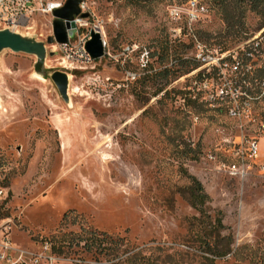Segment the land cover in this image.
<instances>
[{"label":"rangeland","instance_id":"obj_1","mask_svg":"<svg viewBox=\"0 0 264 264\" xmlns=\"http://www.w3.org/2000/svg\"><path fill=\"white\" fill-rule=\"evenodd\" d=\"M82 1L119 62L61 64L55 42L47 43L50 16H37L24 34L46 45L43 75L34 71V56L0 53V160L8 213L17 225L12 241L38 253L44 243L58 245L61 237L90 228L123 239L125 247L113 252L110 246L104 256L80 244L55 255L54 264H119L140 254L156 264H264V187L255 167L241 181L205 158L218 151L229 160L235 138L254 135L255 128L191 103L194 76L181 73L190 65L183 60L192 57L189 33L207 47L232 50L259 34V18L247 13L233 34L210 0L208 17L191 27L169 13L183 0ZM126 44L149 52L146 67L136 54L120 55ZM172 61L165 77L162 70ZM54 71L68 74V103L50 79ZM253 108L264 117V101ZM259 149L262 156V142ZM182 170L210 197L211 224L195 220ZM218 211L225 226L220 235L230 234L233 243L228 255L212 258L201 240L216 237Z\"/></svg>","mask_w":264,"mask_h":264},{"label":"built area","instance_id":"obj_2","mask_svg":"<svg viewBox=\"0 0 264 264\" xmlns=\"http://www.w3.org/2000/svg\"><path fill=\"white\" fill-rule=\"evenodd\" d=\"M66 0H0V30L8 29L15 33L26 34L31 31L37 16H50L63 7ZM80 13L69 21L74 25L72 34L67 35L65 43L57 44L61 64H90L92 60L85 50L92 33L100 36L104 57L115 58L104 36L101 26L92 23L90 12L80 0ZM174 20L184 19L191 27L208 17L206 0H185L169 10ZM87 15L83 17L82 15ZM191 32V30H190ZM192 36L190 57L198 66L192 70V87L188 95L192 100L205 107L220 109L227 117L241 123V127L252 126L254 135H239L233 141L229 160L219 158L209 151L205 158L214 164L217 170L232 178L244 180L249 175V168L255 167L256 176L264 187V117L257 118L254 104L264 101V29L252 39L244 41L232 50L222 51L207 47ZM120 55L129 58L136 54L139 64L146 67L149 52L136 44L121 46ZM65 67V66H63ZM130 75V73H128ZM263 143L262 156L259 143ZM0 160V264H54L57 260L49 243L42 244L40 252L30 253L18 248L11 239L15 226L14 218L8 213L9 191L3 185L4 170Z\"/></svg>","mask_w":264,"mask_h":264},{"label":"trees","instance_id":"obj_3","mask_svg":"<svg viewBox=\"0 0 264 264\" xmlns=\"http://www.w3.org/2000/svg\"><path fill=\"white\" fill-rule=\"evenodd\" d=\"M183 2H185V0H183L181 3ZM209 2L226 27L228 31L227 33L232 32L234 34L238 31V29H241V27L245 24L247 13L256 15L260 20L259 28L264 29V0H210ZM220 50L225 51L227 49L221 48ZM165 51L166 57L171 56V53H169V48L167 46L165 47ZM178 59L182 61L180 57H177V60ZM184 62H188L190 65H188V68H185L181 71L182 74L189 73L198 67L191 58L183 60V63ZM173 65L174 61L171 62L170 67H165L162 70V74L165 75V77H168V75H170ZM161 90L162 89H159L158 92H160ZM195 102L196 101H191V103ZM196 103L204 107L203 104L199 102ZM217 111L221 112L222 110L219 109ZM190 159L195 160L196 156L191 155ZM182 172L190 182V186L188 189V198L190 205L191 207L196 209L199 214V217L195 220L200 221L201 219H207L209 224H211V215L207 213L210 197L204 191L201 183L193 175L189 174L186 170H182ZM214 225V228L216 229V237L212 239L207 235L202 238L201 244L203 246V252L210 255L212 258H223L230 253L233 240L230 234L224 235L223 237H221L220 235V231H223L225 229V226L222 223V213L220 211L215 213ZM58 240V245H53L52 243L48 242L51 246V251L57 256L63 254L65 248L66 250H69L72 247H77L80 244L83 245L85 251L88 253L98 252L101 254L103 252L102 254L104 256H107L108 254H110V246H112V248L114 249L113 252H117V250L124 248V245L126 244L125 241H123V239L119 237L113 238L103 232H99L90 228L76 233H69L68 235L61 237ZM222 242L224 243L223 245L220 244ZM99 248L102 249L99 250ZM138 256H127L125 259L120 260L119 264H156V258L151 255L145 256L140 254ZM117 257L120 258V256Z\"/></svg>","mask_w":264,"mask_h":264},{"label":"water","instance_id":"obj_4","mask_svg":"<svg viewBox=\"0 0 264 264\" xmlns=\"http://www.w3.org/2000/svg\"><path fill=\"white\" fill-rule=\"evenodd\" d=\"M79 4L80 0H66L62 8L53 12L52 36L48 37V44L66 42L67 35L72 34L71 30L67 33V29L74 27L72 23L69 25V21L80 13ZM82 16L86 17L87 15L83 14ZM85 50L94 61L103 57L104 51L99 34H91V39L86 43ZM3 51L34 56L36 58L34 71L38 75H43V65L47 53L45 43L37 41L33 37L4 29L0 30V53ZM50 79L60 97L65 103H68V74L62 71H54L50 74Z\"/></svg>","mask_w":264,"mask_h":264},{"label":"bare ground","instance_id":"obj_5","mask_svg":"<svg viewBox=\"0 0 264 264\" xmlns=\"http://www.w3.org/2000/svg\"><path fill=\"white\" fill-rule=\"evenodd\" d=\"M41 80H43V79H41Z\"/></svg>","mask_w":264,"mask_h":264}]
</instances>
